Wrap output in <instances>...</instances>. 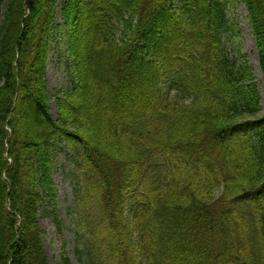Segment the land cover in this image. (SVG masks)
<instances>
[{
    "label": "trees",
    "instance_id": "obj_1",
    "mask_svg": "<svg viewBox=\"0 0 264 264\" xmlns=\"http://www.w3.org/2000/svg\"><path fill=\"white\" fill-rule=\"evenodd\" d=\"M240 1L264 75V0ZM229 4L0 0V264H49L59 147L81 264H264V116ZM59 31L69 83L50 95Z\"/></svg>",
    "mask_w": 264,
    "mask_h": 264
},
{
    "label": "rangeland",
    "instance_id": "obj_2",
    "mask_svg": "<svg viewBox=\"0 0 264 264\" xmlns=\"http://www.w3.org/2000/svg\"><path fill=\"white\" fill-rule=\"evenodd\" d=\"M229 17L232 20L233 35L230 36V43L233 48H236L241 57L245 59L247 64L252 67L254 78L261 83L263 77L260 75L257 66V52L255 50V38L249 23L246 20V13L243 6H235L230 11ZM58 23L63 25V21L58 17ZM66 62V50L63 41L60 38V33L55 39V46L50 55V61L47 69V81L51 94L62 91L68 82ZM264 106V105H263ZM51 115L57 119L58 111L55 105V100L50 103ZM56 172L54 175L55 190L57 198L54 202V208L58 221L62 223V231L59 234L55 227L52 218L42 217L40 226L44 233V241L46 251L48 253L51 264L56 262L60 264V255L68 254L71 264H76L73 258L75 248V239L73 234L74 226L71 224L67 215L69 206L72 202L71 186L66 173L70 169V165L59 154L56 159ZM53 217V216H52ZM56 222V221H55Z\"/></svg>",
    "mask_w": 264,
    "mask_h": 264
}]
</instances>
